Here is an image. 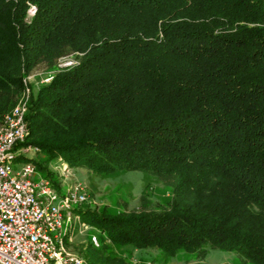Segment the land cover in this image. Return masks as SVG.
Segmentation results:
<instances>
[{
    "label": "trees",
    "instance_id": "trees-1",
    "mask_svg": "<svg viewBox=\"0 0 264 264\" xmlns=\"http://www.w3.org/2000/svg\"><path fill=\"white\" fill-rule=\"evenodd\" d=\"M69 56L32 94L25 144L171 190L158 209L77 208L105 236L89 264H131L106 240L264 264V0H0V127L33 71Z\"/></svg>",
    "mask_w": 264,
    "mask_h": 264
},
{
    "label": "built area",
    "instance_id": "built-area-1",
    "mask_svg": "<svg viewBox=\"0 0 264 264\" xmlns=\"http://www.w3.org/2000/svg\"><path fill=\"white\" fill-rule=\"evenodd\" d=\"M78 63L76 56L60 59L45 84L55 73ZM30 100L26 84L21 99L4 116L0 127V264H89L65 244L71 223L80 217L76 209L88 200L86 187L78 182L67 189L61 184L60 188L39 174L29 155L41 150L25 144ZM61 167L68 178V166L62 163ZM92 241L99 247L96 236Z\"/></svg>",
    "mask_w": 264,
    "mask_h": 264
},
{
    "label": "rangeland",
    "instance_id": "rangeland-1",
    "mask_svg": "<svg viewBox=\"0 0 264 264\" xmlns=\"http://www.w3.org/2000/svg\"><path fill=\"white\" fill-rule=\"evenodd\" d=\"M55 70L38 67L33 71L26 81L31 97ZM29 156L36 165L46 169L39 171V174L44 177L49 170L51 173L48 176L60 188L61 184L62 188L67 189L78 182L86 187L88 200L81 205V211L110 215L128 214L142 209H158L166 205L171 198V190L158 176L151 173L120 170L111 175H98L85 167L72 168L63 159L49 160L48 155L42 151L37 154L31 153ZM62 163L69 168L68 178L63 176ZM18 166L21 167V164ZM18 166L15 168L18 169ZM56 168L61 169L57 172ZM77 214L80 217L71 223L65 244L71 251L86 258L87 251L92 247V237L98 238L100 247L105 236L99 228L87 222L80 212ZM105 244L109 253L125 258L131 264H249L237 253L213 249L210 246L204 247L205 255L202 252H179L176 256L170 257L155 249L138 250L131 245L117 246L108 240Z\"/></svg>",
    "mask_w": 264,
    "mask_h": 264
}]
</instances>
